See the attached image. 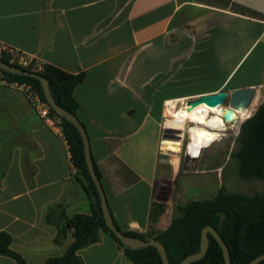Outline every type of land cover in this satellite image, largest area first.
I'll use <instances>...</instances> for the list:
<instances>
[{"label":"crops","instance_id":"0c3cea01","mask_svg":"<svg viewBox=\"0 0 264 264\" xmlns=\"http://www.w3.org/2000/svg\"><path fill=\"white\" fill-rule=\"evenodd\" d=\"M0 44L85 75L74 97L110 211L122 231L148 237L175 216L159 176L166 105L243 89L229 85L244 61L238 83L257 69L264 77V0H0ZM63 135L0 78V232L28 264L64 256L74 237L56 242L59 227L92 214ZM167 152L177 178L187 155ZM153 204L167 206L155 221ZM78 254L84 264H133L105 232ZM0 264L17 263L0 255Z\"/></svg>","mask_w":264,"mask_h":264},{"label":"trees","instance_id":"16d2710c","mask_svg":"<svg viewBox=\"0 0 264 264\" xmlns=\"http://www.w3.org/2000/svg\"><path fill=\"white\" fill-rule=\"evenodd\" d=\"M0 59L12 64L8 55L0 54ZM14 65L24 68L17 63ZM28 70L31 71L33 68L29 67ZM37 73L42 74L48 81L57 104L78 117L80 106L74 97V90L84 80L85 75H73L47 64ZM0 75L9 83L31 84L47 102L39 80L4 72L1 69ZM51 111L61 121L72 160L84 179L92 204V214L76 215L66 219V225L59 227L56 242L60 243L69 232L72 233L74 241L64 256L48 259L46 264H84L78 252L98 243L102 232L108 233L124 249L133 264H164L155 247L139 249L125 247L108 228L102 216L99 194L87 168L81 134L69 120L57 114L52 108ZM236 145L237 149L231 154V158L237 159L239 176L245 180L256 179L264 183V100L255 114L241 124ZM93 163L101 179L94 160ZM165 209V204H153L152 221H155ZM176 210L179 214H175L171 225L165 231L148 237L133 231L123 232L144 240H157L165 247L171 264H179L201 250L202 232L208 226L214 227L224 239L230 251L232 264H250L264 254V192L253 195L229 193L222 185L214 197L187 201L184 205H177ZM47 221L51 222L50 215ZM116 225L120 229L117 223ZM208 238L209 249L206 256L191 264H226L223 250L216 238L212 234H208ZM12 245L13 237L7 232H0V255L12 258L17 264H28L12 249ZM259 264H264V261Z\"/></svg>","mask_w":264,"mask_h":264},{"label":"rangeland","instance_id":"374dc122","mask_svg":"<svg viewBox=\"0 0 264 264\" xmlns=\"http://www.w3.org/2000/svg\"><path fill=\"white\" fill-rule=\"evenodd\" d=\"M180 31L182 34L186 32L184 29ZM194 31V34L202 33V30L200 29ZM244 62L236 68L231 77V79L234 78V80L229 87L239 84L242 88H247L252 83L259 81L264 82V77H262L260 70L257 69V71H253L254 74L251 77L252 79L238 83L242 75L247 74V69L249 68L248 62L246 64H244ZM256 89V94L259 98V107L264 100V88L256 87ZM181 107L182 105H178L177 108L179 111L183 108ZM244 121L240 122L237 128L234 129V124L226 127L228 131L225 128L222 132H207V129L204 126L197 125L195 127L194 124L191 125L190 120L184 121V130H186L183 132L167 128L163 140L166 154L160 156L159 176L164 181L162 199L169 202V209L172 207L175 214L178 213L176 210L177 205H183L186 201L190 200L212 198L216 194L215 192L220 190L222 185L229 193L253 195L255 193L264 192L263 182L256 179L245 180L239 176L237 159L231 158V154L237 149L236 138L240 126ZM186 124L188 125L187 128ZM222 134H227V137H223V139L220 140ZM194 139L196 142L195 144ZM167 150L175 153L181 151V154H179L182 155L183 160H185L187 155V164L184 162L182 170L177 178L174 176L170 165L172 154H168L169 152H167ZM200 158L202 160L198 163L190 161ZM217 175L219 177L218 181L216 180ZM208 180L211 181L209 182ZM205 182H209L207 188L201 186V184Z\"/></svg>","mask_w":264,"mask_h":264},{"label":"water","instance_id":"95a60500","mask_svg":"<svg viewBox=\"0 0 264 264\" xmlns=\"http://www.w3.org/2000/svg\"><path fill=\"white\" fill-rule=\"evenodd\" d=\"M0 69L3 70L4 72H8L11 74L29 77V78H35L39 80L42 84L46 100L48 104L50 105V107L57 114L69 120L78 129L79 133L81 134L83 145H84V153H85L87 168L96 186V189L99 194L100 201H101L100 206L102 209V216L104 217L105 223L108 226V228L111 230V232L115 234V236L121 241V243L125 247H129L132 249L145 248L149 246L155 247L159 251L163 263L171 264L168 258L167 251L160 242H158L157 240H144L140 237L129 236L117 227L113 219V215L110 211V207L108 205V200H107L103 185L101 183V179L99 178L96 172V169L94 167L92 151H91V146H90V141H89L87 130L78 117H76L71 112L65 110L64 108L60 107L57 104V102L53 98V95L51 93V90H50V87H49V84L46 78L40 73L32 72L30 70L17 67L13 64H8L1 59H0ZM256 93H257L256 87L235 89L232 92L222 91L219 93L202 95L196 99H191L186 102V105L189 107L188 109L189 111L203 104L207 105L209 108H219L221 106H225V108L223 109V113H222L223 120L225 123H232L234 122L236 118L235 110L236 109L243 110L249 107L252 100L255 98ZM208 234H212L216 238L218 243L220 244L223 250V253H224L226 264H232L228 246L226 245L224 239L221 237L218 231L212 226H208L204 228L202 232L201 250L196 254L188 256L179 264H191L193 262L203 259L206 256L208 249H209ZM262 261H264V254L255 258L250 264H259Z\"/></svg>","mask_w":264,"mask_h":264},{"label":"bare ground","instance_id":"6f19581e","mask_svg":"<svg viewBox=\"0 0 264 264\" xmlns=\"http://www.w3.org/2000/svg\"><path fill=\"white\" fill-rule=\"evenodd\" d=\"M259 98L256 94L255 98L252 100L249 107L246 109H236L235 115L236 118L234 122L232 123H225L222 119V113L223 109L221 108H209L207 105H201L193 110H188L189 107H183L180 111L176 109L175 107L173 109H168L167 112V127L170 129H174L177 131H184V124L185 120H190L191 125H195V127L198 126H204L207 129V132L216 131V132H222L223 129L226 127L232 126L235 124V126L252 117L258 107ZM261 102V101H260ZM175 106V104H173ZM178 110V111H176ZM176 111V112H174ZM210 113H213L212 115ZM169 120V121H168ZM190 125V126H191ZM190 128V127H189ZM235 128V127H234ZM227 130V128H226ZM171 131V130H170ZM189 131V130H188ZM181 134V133H180ZM183 134V133H182ZM189 134V132H188ZM182 136V135H181ZM180 143V142H179ZM194 139V144H195ZM180 145V144H179ZM207 148V147H206Z\"/></svg>","mask_w":264,"mask_h":264},{"label":"built area","instance_id":"2783aa9c","mask_svg":"<svg viewBox=\"0 0 264 264\" xmlns=\"http://www.w3.org/2000/svg\"><path fill=\"white\" fill-rule=\"evenodd\" d=\"M0 54L10 56L11 57V63L13 65H14V63H17L27 70L29 67H32L33 68V70H31L32 72L41 71L43 69L44 64L38 63V61L34 57L20 53V52L14 50L12 48H9L5 45L0 44ZM0 78L4 84L12 85V86L18 88L19 90H21L26 95V97H27L28 101L30 102V104L32 105L34 111L40 116V118L44 121V123L46 125L61 126L60 119L52 114L51 107L48 104V102H45L40 97L38 92L34 89V87L31 84H28V83H9L1 75H0ZM184 106L187 107L186 102L182 103V107H184ZM174 107L175 106L173 105V103H167V105H166L167 109H173ZM219 108H221V110H222L225 108V106H221ZM210 114L212 115L213 113H210ZM222 119H223V117H222ZM187 124H186V128L188 127ZM238 124L235 126V128H237ZM61 128H62V126H61ZM188 130H189V128H188ZM62 131H63V129H62ZM63 137L65 138V135H63Z\"/></svg>","mask_w":264,"mask_h":264},{"label":"flooded vegetation","instance_id":"af4514ba","mask_svg":"<svg viewBox=\"0 0 264 264\" xmlns=\"http://www.w3.org/2000/svg\"><path fill=\"white\" fill-rule=\"evenodd\" d=\"M227 131H228V130H227ZM223 137H227V134H222L220 140H222Z\"/></svg>","mask_w":264,"mask_h":264}]
</instances>
